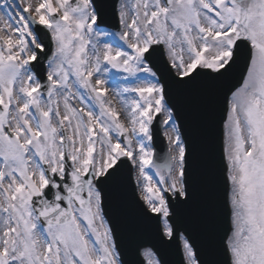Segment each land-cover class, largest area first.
I'll list each match as a JSON object with an SVG mask.
<instances>
[{
    "label": "snow or ice",
    "instance_id": "1",
    "mask_svg": "<svg viewBox=\"0 0 264 264\" xmlns=\"http://www.w3.org/2000/svg\"><path fill=\"white\" fill-rule=\"evenodd\" d=\"M201 80L226 105L224 264H264V0H0V264H127L106 213L125 167L182 264H214L174 222L193 192L171 92Z\"/></svg>",
    "mask_w": 264,
    "mask_h": 264
},
{
    "label": "water",
    "instance_id": "2",
    "mask_svg": "<svg viewBox=\"0 0 264 264\" xmlns=\"http://www.w3.org/2000/svg\"><path fill=\"white\" fill-rule=\"evenodd\" d=\"M106 19L109 28L118 30V21L111 13ZM174 89L171 102L191 147L188 181L193 192L188 203L177 207L174 222L180 233L191 235L197 241L214 264H224L226 256L221 241L229 227V181L221 147L220 129L226 112L223 89L205 80ZM161 143L158 135L155 138L157 151ZM118 182L119 177L111 184L116 186L109 187L106 213L123 259L127 264H141L140 250L150 247L163 264H182L178 235L170 241L164 240L155 219L150 218L153 216L134 211L121 199H115L113 189H121Z\"/></svg>",
    "mask_w": 264,
    "mask_h": 264
},
{
    "label": "rangeland",
    "instance_id": "3",
    "mask_svg": "<svg viewBox=\"0 0 264 264\" xmlns=\"http://www.w3.org/2000/svg\"><path fill=\"white\" fill-rule=\"evenodd\" d=\"M168 130H170V129H168V128H164V131H168ZM166 138V137H165ZM167 140V139H166ZM145 258V257H144ZM145 261H146V259H145Z\"/></svg>",
    "mask_w": 264,
    "mask_h": 264
}]
</instances>
